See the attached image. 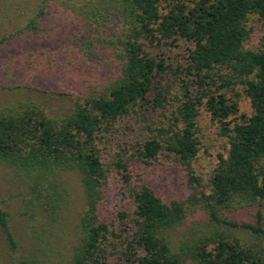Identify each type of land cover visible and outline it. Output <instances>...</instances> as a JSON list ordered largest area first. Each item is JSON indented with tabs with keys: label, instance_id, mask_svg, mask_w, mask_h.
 <instances>
[{
	"label": "trees",
	"instance_id": "trees-1",
	"mask_svg": "<svg viewBox=\"0 0 264 264\" xmlns=\"http://www.w3.org/2000/svg\"><path fill=\"white\" fill-rule=\"evenodd\" d=\"M163 1H93L89 17L101 22L106 15L119 16L121 30L107 40H89L83 33L78 49L89 44L104 47L107 41L119 58V69L107 86L84 94L69 112L51 116L28 100L0 108V165L14 170L22 181L16 212L26 220L54 222L66 203L57 177L70 169L79 175L83 208L65 264H264V37L261 48L243 46L249 35L248 15H257L264 24V0H174L160 7ZM33 23L30 18L25 27L34 29ZM177 37L191 47L185 63L173 67L151 48ZM236 84L249 99L248 117L238 113L232 98ZM201 104L227 143L207 192L189 171L188 182L193 183L194 200L199 197L203 203L208 229L172 247L166 231L183 220V202L163 197L143 180L131 183L127 160L121 158L112 165L119 169L132 208L107 220L102 203L106 168L96 141L134 108L171 106L166 121L152 127L153 134L133 154L148 161L163 150L188 165L198 148L195 117ZM240 212L250 220L235 217ZM232 229L243 235H234ZM0 238L9 250L7 264L44 260L35 247L13 257L17 241L10 214L1 205Z\"/></svg>",
	"mask_w": 264,
	"mask_h": 264
},
{
	"label": "rangeland",
	"instance_id": "rangeland-1",
	"mask_svg": "<svg viewBox=\"0 0 264 264\" xmlns=\"http://www.w3.org/2000/svg\"><path fill=\"white\" fill-rule=\"evenodd\" d=\"M93 1L0 0V39L4 38L0 42V108L28 100L40 105L46 114L60 116L69 112L77 101L85 97L84 94L92 95L111 82L118 72L119 58L110 44L106 41L104 47L89 44L78 49L84 36L93 41L101 36L107 40L121 30L119 16L106 15L101 22H95L94 16L89 17ZM173 1L164 0L160 7H166L167 2ZM30 18H34V29L25 27ZM246 27L249 35L243 46L253 50L261 48L260 42L264 37L262 21L257 15L249 14ZM190 47V42L177 37L172 43L161 44L151 50L175 67L185 63ZM234 89L232 98L237 111L248 117L252 113L249 99L242 85L236 84ZM170 109L171 106L162 110L149 106L134 108L115 120L108 133L96 141V146L106 168L102 203L107 220H114L119 210L130 212L132 208L131 199L121 185L119 169L112 165L116 158L125 159L131 183L143 180L163 197L183 202L186 211L183 220L166 231L170 245L175 248L183 240L208 229L206 226L209 225L198 194V199L194 200L193 183L190 185L188 182L189 171L199 178V188L207 192L212 169L218 155L225 156L227 143L219 125L201 104L195 117L198 148L188 165L163 150L157 158L148 161L136 159L133 154L135 147L153 134L152 127L166 121ZM57 178L66 191V203L54 222L26 220L16 212L20 199L16 193L22 181L14 170L0 165V205L10 214V227L17 241L13 257L33 249L36 252V248L38 256L41 253L44 257L41 264H65L70 256L77 238L75 223L83 208V193L76 171H59ZM235 217L250 220L243 212ZM231 232L242 234L236 229ZM39 247L42 250L39 251ZM8 256L9 250L0 238V264H7ZM112 256L116 259V254Z\"/></svg>",
	"mask_w": 264,
	"mask_h": 264
}]
</instances>
